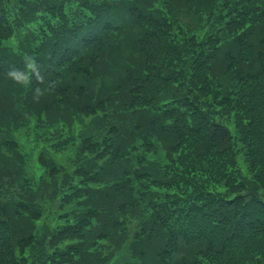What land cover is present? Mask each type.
Wrapping results in <instances>:
<instances>
[{
  "label": "trees",
  "instance_id": "16d2710c",
  "mask_svg": "<svg viewBox=\"0 0 264 264\" xmlns=\"http://www.w3.org/2000/svg\"><path fill=\"white\" fill-rule=\"evenodd\" d=\"M122 248L264 264V0H0V264Z\"/></svg>",
  "mask_w": 264,
  "mask_h": 264
},
{
  "label": "rangeland",
  "instance_id": "374dc122",
  "mask_svg": "<svg viewBox=\"0 0 264 264\" xmlns=\"http://www.w3.org/2000/svg\"><path fill=\"white\" fill-rule=\"evenodd\" d=\"M233 127V126H230ZM234 130V128H233ZM18 141H23L25 139V133L21 132L20 135H17ZM25 140H27V145H30L31 140L30 138H26ZM241 147L238 146V152L236 155V163L238 168L241 170L240 172L245 176L248 177L249 174H247V171H249V164L247 162V158L245 157L244 151L242 149H240ZM28 150L29 147H27ZM39 155H40V148L36 147L34 148L30 155L28 156V160L30 159L29 163H28V167H29V174H33L36 175V173L40 172L39 169V165L40 163L39 161ZM49 156L51 159H54V161L56 162V164L58 166H63L65 165V168H67L69 162H71L73 160L74 154H73V150L72 148L64 151L62 154H53V153H49ZM38 160V161H37ZM67 171H72V169H68ZM66 172V171H63ZM132 257L130 254V251L127 248H122L117 250L115 253H113V257L111 258V260L109 261H105L103 264H113L114 262H129L132 261Z\"/></svg>",
  "mask_w": 264,
  "mask_h": 264
}]
</instances>
